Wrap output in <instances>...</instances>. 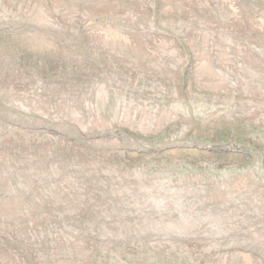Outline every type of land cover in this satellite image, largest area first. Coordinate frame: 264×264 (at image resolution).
Here are the masks:
<instances>
[{
	"label": "rangeland",
	"instance_id": "1",
	"mask_svg": "<svg viewBox=\"0 0 264 264\" xmlns=\"http://www.w3.org/2000/svg\"><path fill=\"white\" fill-rule=\"evenodd\" d=\"M0 264H264V0H0Z\"/></svg>",
	"mask_w": 264,
	"mask_h": 264
}]
</instances>
